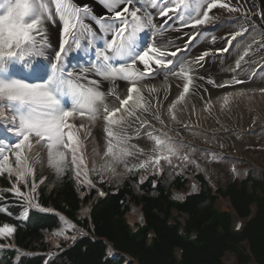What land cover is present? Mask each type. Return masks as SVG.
Listing matches in <instances>:
<instances>
[{"label":"snow or ice","instance_id":"6c2138e0","mask_svg":"<svg viewBox=\"0 0 264 264\" xmlns=\"http://www.w3.org/2000/svg\"><path fill=\"white\" fill-rule=\"evenodd\" d=\"M94 2L103 9L102 12H95L92 4L80 0H0V175L13 172L10 154L15 157L19 169L18 182L33 172L28 153L35 141L47 146L50 165L58 175L65 171L67 157L61 150L65 149L71 152L76 176L81 175L83 165V174L87 177V162L81 151L84 140L80 133L83 132L87 139L98 119L103 122L106 149L102 155L97 153L105 161L100 166L101 171L115 173V166L123 165L125 171L131 172L152 165L162 172L161 161L173 165V158L196 163L189 161V157L197 149L177 139L178 132L175 137L169 135L175 124L186 130L193 128L190 122H185L184 113L197 95L199 85L196 80L207 79V83L217 87H230L244 81L233 77L217 84L210 78L196 76L193 65L212 55L211 49H205L191 60L179 61L177 58L189 50L198 36L204 35L202 28L217 19L214 10L238 14L251 23L254 30L257 26L251 20L252 16L264 22V12H253L241 0L236 4L232 0ZM53 27L59 29V43L46 64L44 57L52 48L50 29ZM183 29L193 30L183 47L165 39L169 32L185 35ZM248 31L246 24H240L236 31L224 37L227 46L216 52H227L232 42ZM261 36L264 37V32ZM210 39L212 43L216 42L215 36ZM253 43L264 47L259 40L253 39ZM82 47H91L92 61L84 67L69 70L67 58ZM251 48V44L247 45L235 61L233 71L240 70L241 62ZM161 70L165 71L160 87L144 83L154 79ZM169 77L182 84L177 85L181 89L179 94L164 110L163 102L168 99L171 89ZM117 80L126 82L123 98L116 91ZM103 81L113 85L107 92L100 88ZM258 91L264 94V88ZM246 94L244 91L226 94L221 98V108H227L230 98ZM109 96L114 97V103H109ZM192 108L195 111V105ZM212 109L213 104L205 101L204 111L211 114ZM76 120L84 122L77 124ZM141 138L151 142L150 146H145L147 151L132 143ZM5 140L8 142L4 143ZM211 156L216 159L215 153ZM129 157H136L138 162L129 165ZM35 187L33 183V191ZM13 191L24 197L19 187H14ZM26 203L31 207L32 199H26ZM14 232L12 226L0 227V235L11 236Z\"/></svg>","mask_w":264,"mask_h":264},{"label":"trees","instance_id":"16d2710c","mask_svg":"<svg viewBox=\"0 0 264 264\" xmlns=\"http://www.w3.org/2000/svg\"><path fill=\"white\" fill-rule=\"evenodd\" d=\"M264 9V0H256ZM138 170L132 172L121 184L103 182L108 191L105 199H99L93 206L92 218L95 236L109 240L122 253L144 264H221L225 250L238 254L239 264H250V258L240 247L242 239H249L250 247L258 264H264V175L256 177L253 172L240 180H234L227 187L215 190L201 174H196L202 187L198 193L189 194L184 200L176 201L170 188L186 190V176L175 173L168 180L166 174L151 175L141 181ZM97 177V176H96ZM12 178L1 175L0 185L7 187ZM135 186L138 187L136 191ZM70 169L64 171L61 183L50 192L38 188L37 204L45 209L36 211L28 208L23 197L13 193L0 196V227L15 228L14 242L0 239V264H38L40 258L19 254L13 245L42 253L59 250L66 240L59 239L53 247L46 238L55 227H59L58 217L47 210L55 209L78 220V211L83 200ZM93 190L84 197V201ZM220 196L231 199L235 208L246 215L250 204L257 205V214L241 234L231 231V217L228 211L220 210L216 202ZM143 210L142 223H131L129 202ZM27 209V215L25 210ZM176 212L175 214H173ZM186 214L184 233H179V217ZM172 218L173 223L169 219ZM81 221V220H80ZM87 227L86 221H81ZM195 233V237L190 236ZM180 250V255L176 251ZM110 260L105 253V243L85 237L65 252H59L50 264H121Z\"/></svg>","mask_w":264,"mask_h":264},{"label":"rangeland","instance_id":"374dc122","mask_svg":"<svg viewBox=\"0 0 264 264\" xmlns=\"http://www.w3.org/2000/svg\"><path fill=\"white\" fill-rule=\"evenodd\" d=\"M232 3L236 4L237 0H232ZM241 3H243L246 8L251 9L253 12H260L258 5L254 4L253 0H241ZM255 5L256 8H253V6ZM214 11L216 12L217 19L213 23L203 28L205 32L217 33L219 36L224 38V36L226 37L229 33L236 31L240 27V24H246V26L249 28V31L245 36L239 37L240 41H237L236 45L238 42L240 43L242 39H245V43L248 42L247 44L254 45V52L249 57V61L251 65L254 66L255 68L253 71V76L254 77L259 76L260 82H257L256 84L252 85L254 87L251 88L249 87V89H246L244 91L247 93L245 96L230 98L229 105L227 106V108L224 109L221 108L222 105L221 98L228 93H237L239 92V90H234V91L231 90L221 94L222 96H220L219 98L220 101L215 103L212 102L213 104L212 113L209 114L208 112L205 111L204 117L202 118H200V116L198 115V111L196 109L195 111H193L191 102L194 100L193 99L194 97L191 99L188 107V109L190 110H187V112H191L192 110V114H191L192 120L185 122H190V123L199 122L201 121V119H203L205 124H207V126L209 124L214 123L217 126L216 131L217 130L224 131V128H227L228 126L231 128H235L236 130L235 132H232L230 128L229 132L214 133L213 131L211 132L208 129H206V127H204L203 130V128L200 127L199 125L193 128V129H197L195 131L201 133L200 135H198L199 138H201L200 139L201 144L220 150L219 152H221L222 155L215 152L216 159H212L211 153L197 149V144H195L196 141L194 142L193 139H189L186 138V136H184L185 133L182 130L183 129L182 126L180 128L172 129L169 135L172 134L176 135V133L178 132L180 137H183L184 139L189 141H193L190 144L185 143L197 149V151L191 153L189 157V161L196 162L197 160H199L207 163L214 174L213 180L215 181V183H218L223 187H227L235 176L242 175L241 173H244V171L248 169V167L251 166L252 163L264 169V126L263 129L262 127L258 129L255 128V126H257V123H264V94H261L258 91L260 88H264V47H260L259 44L253 43V39H256L259 40L260 43L264 44V37L261 36V33L264 32V29H262L259 26V24L263 22L256 21V19L258 20L257 16L251 17V20L254 21L257 26L256 29L254 30L251 23L245 22L243 18H240L238 16V14H228L227 12H223L220 10H214ZM252 66H251V70H252ZM147 82H151V81L147 80ZM225 88H230V87H225ZM171 91H173V87L170 89L168 99L170 95L173 94V92L171 94ZM194 114L197 117L195 118V120L193 119ZM257 114H260L261 118H257V120H255V116H257ZM244 120L246 121L243 122ZM259 120H261V122H259ZM240 126L242 127V129ZM244 129H245L244 133L253 136L254 139L258 140V142L255 144L247 145L245 147H234V146L232 147V141L234 139L232 138L233 140L231 139L232 140L231 141L229 137H232V135L235 134L237 135L241 134L242 130ZM244 133L242 132V134ZM80 136L81 139L84 140V145L81 151L87 162V169L89 170L91 169L93 171V166L95 165L96 167L95 171L99 175H102L104 179L112 181L114 184H121L125 179L128 178L129 174L135 171L133 170L131 172H127L125 171L123 165L115 166L116 167L115 173L107 170L101 171L100 166L104 164L105 161L102 160L100 156L97 155V153H100L102 155L103 152L106 150L103 139L100 140L99 137L95 134H92L90 138L87 137V139H84V134H82V132L80 133ZM240 138L238 137V139ZM7 142H8L7 140L4 141V143ZM132 143L138 144L140 147H145L136 141H132ZM221 145L223 146L221 147ZM61 150L65 151L67 157L66 160L64 161L65 170L66 168L71 167L75 174V168L71 163V152L65 149H61ZM145 150L147 151L146 147ZM234 156L238 158L245 157V159H247L246 161L248 162H245V159L244 161L234 159L233 158ZM28 157L29 159H31V161L33 160V162H31V168L33 169V172L28 173V176H30L32 179H37L35 185L40 186L41 184L42 186H46L47 192H50L53 188L58 187V185L61 183L64 172L62 175H58L55 168L50 165L47 146L43 142L37 144L35 143V141H33V148L31 152L28 153ZM10 158H11L10 163L12 164V167L13 166L16 167L15 157L10 154ZM140 159H143V157H140ZM137 162L138 160L136 157L128 158L129 165ZM223 162H227L226 165L227 167H229L227 173H224L222 171H217L216 169V165ZM174 165H179V166L177 167ZM191 165L195 167V163L179 161L173 158V165H168L164 161H161L159 168L162 169V172H165V174L168 177L171 176L174 172L179 173V172H186L188 170H192L193 173L199 172L197 168L193 170ZM233 169H235V171H233ZM15 170H16L15 172L19 171L17 167L15 168ZM80 170H81V175L77 177L75 174V176L77 180L80 183H82L84 181L80 178H83L86 181L87 177H85V175L83 174L85 171L83 165H81ZM139 170L144 172L143 174H141L143 178L149 174L161 173L159 169L154 168L152 165H149L147 168L139 169ZM259 171L261 172V170ZM255 174H258L257 170ZM38 175H40L39 176L40 178H38ZM87 175L89 176L88 173ZM48 177L51 178L48 180ZM135 189L136 191H138L137 187H135ZM25 196L29 198L28 194H25ZM134 215L135 214L129 217L131 221L136 220Z\"/></svg>","mask_w":264,"mask_h":264},{"label":"bare ground","instance_id":"6f19581e","mask_svg":"<svg viewBox=\"0 0 264 264\" xmlns=\"http://www.w3.org/2000/svg\"><path fill=\"white\" fill-rule=\"evenodd\" d=\"M80 2H87L92 4L94 11L97 13H100L103 11V9L94 2V0H80ZM158 19V18H157ZM172 23V22H169ZM219 30V29H218ZM221 30V29H220ZM223 30V29H222ZM193 30L191 29H183V32L185 35L181 36L180 33L178 32H169L165 39L171 40L177 47H183L185 40L188 38V34H190ZM201 31L204 33V35L198 36V38L192 42V44L189 46V50L187 52H182L179 57L177 58L179 61H184V60H191L193 57L196 55H199L202 51L205 49H211L213 51V54L206 57L203 61H201L199 64L193 65V68L195 69V75L198 77H205V78H210L212 80H215L217 84L225 83L227 81L232 80L233 77L243 80L244 83L242 84H233L230 86V88H225V87H217L215 85L207 83V79L205 80H196V84L199 85V89L197 90V95L194 96V100L191 102V106L195 105V109L198 111V115L200 118L204 117L205 111H204V104L205 101H211L212 102H218L220 101V96L221 94L231 91V90H239L240 91H245L246 89H249V87H254L252 85L256 84L257 82H260L259 76H253V71H254V66L251 65L249 61V57L253 54L254 52V45H252V48L249 50V55L245 57V60L241 62V68L240 70L233 71L235 68V61L239 58L240 55L244 53V51L247 48L248 42L245 43V39H242L241 42L235 44L233 49L229 53H220L216 52V49H220L223 47H226V41L224 38L219 36L217 33H211V32H205L203 28ZM227 31V30H226ZM225 34V33H223ZM227 35V34H226ZM215 36L216 37V42L212 43L210 37ZM50 37H51V43H52V48L45 54L44 57V63H48L51 60V52L55 51L58 43H59V29L57 27H53L50 29ZM208 37V39H206ZM225 37V36H224ZM93 54H92V49L91 47L88 48H81V50L76 51L74 50L69 57L66 60V65L69 70L71 69H78L81 67L86 66L92 61ZM257 60V59H256ZM258 61V60H257ZM35 62V61H33ZM252 66V70H251ZM138 67H140L138 65ZM257 67V66H256ZM165 70H161L160 74H158L154 79H150L147 82L144 81V83H149V84H154L157 87H160V85L163 83V73ZM95 78V77H93ZM169 84H171V88L173 87V91H171L169 99L164 101V110H166L168 103L173 100L178 94L179 91L181 90L180 88L177 87L178 84H182V81L176 80L174 77H169ZM113 87V85L108 82V81H103L100 84V88L107 92L109 88ZM115 88L116 91L120 94L121 98H123L126 94V82L117 80L115 83ZM178 88V90H177ZM177 91V92H176ZM236 92V91H235ZM249 93V92H248ZM160 95H163V92L161 91ZM169 96V95H168ZM174 96V97H173ZM173 97V98H172ZM172 98V99H171ZM219 99V100H218ZM109 103H114V97L109 96L108 97ZM220 103V102H219ZM217 106V105H216ZM190 110V109H187ZM192 110L191 112H186L184 113L185 121H190L192 120ZM259 117V116H257ZM196 115L194 114V120H195ZM197 121V120H196ZM244 120L243 122H245ZM81 120H76L75 123L79 124ZM193 126L199 125L204 129H208L209 131H215L216 130V125L214 123L205 124L204 120L201 119L199 122H191ZM246 124V123H245ZM157 127L159 128L160 125L157 124ZM172 129L180 128L181 125L175 124L171 126ZM229 127V126H228ZM241 127V126H240ZM243 127V124H242ZM241 127V129H242ZM102 128H103V122L101 120H97L95 125L91 127V135L95 134L99 137V139H103L102 136ZM183 128V127H182ZM183 132L185 133L184 136L189 139H193L194 141H200L201 138H199L198 135L201 133L198 131H195L197 129H192L190 131H187L186 129H182ZM247 130V129H246ZM194 131V132H192ZM203 131V130H201ZM245 129L242 130L244 133ZM196 132V133H195ZM235 134L232 135V137H229L230 140L232 141V147H245L250 144H255L258 142V140L254 139L253 136H250L246 133L244 134ZM198 133V134H197ZM260 133V132H259ZM83 134V132H82ZM187 134V135H186ZM90 135V136H91ZM90 136H88L90 138ZM238 137L240 139H238ZM133 141L138 142L139 144L146 146L151 144L150 141H146V139H134ZM227 162L219 163L216 165L217 171H222L224 173L228 172V168L226 165Z\"/></svg>","mask_w":264,"mask_h":264}]
</instances>
